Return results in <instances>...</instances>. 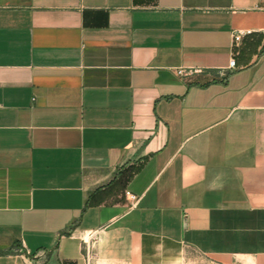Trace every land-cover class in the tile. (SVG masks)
I'll return each mask as SVG.
<instances>
[{
    "label": "crops",
    "instance_id": "obj_1",
    "mask_svg": "<svg viewBox=\"0 0 264 264\" xmlns=\"http://www.w3.org/2000/svg\"><path fill=\"white\" fill-rule=\"evenodd\" d=\"M197 260L264 264V0H0V264Z\"/></svg>",
    "mask_w": 264,
    "mask_h": 264
},
{
    "label": "built area",
    "instance_id": "obj_2",
    "mask_svg": "<svg viewBox=\"0 0 264 264\" xmlns=\"http://www.w3.org/2000/svg\"><path fill=\"white\" fill-rule=\"evenodd\" d=\"M242 34H243L242 31L235 32L234 35H233L234 36V39L235 40H239L241 38ZM229 66H230L231 69H234L235 68V59H232L230 61V65ZM127 194L130 195L131 200L133 201L134 204H136L137 203V200H138L137 197H136V195L131 194L130 192H127Z\"/></svg>",
    "mask_w": 264,
    "mask_h": 264
},
{
    "label": "rangeland",
    "instance_id": "obj_3",
    "mask_svg": "<svg viewBox=\"0 0 264 264\" xmlns=\"http://www.w3.org/2000/svg\"><path fill=\"white\" fill-rule=\"evenodd\" d=\"M188 264H201V262L197 260V261L189 262Z\"/></svg>",
    "mask_w": 264,
    "mask_h": 264
}]
</instances>
